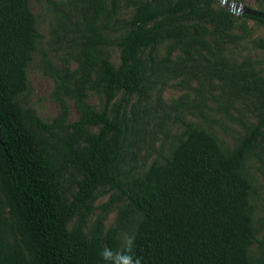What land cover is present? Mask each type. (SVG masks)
Instances as JSON below:
<instances>
[{"label": "rangeland", "instance_id": "obj_1", "mask_svg": "<svg viewBox=\"0 0 264 264\" xmlns=\"http://www.w3.org/2000/svg\"><path fill=\"white\" fill-rule=\"evenodd\" d=\"M139 1H28L38 39L26 68L27 88L13 100L15 115L67 204L82 178L68 148L80 150L82 136L99 128L81 122L82 106L98 113L104 109V96L95 87L97 57L118 66L117 41ZM232 1L264 13L261 0ZM197 8L196 16L178 14L163 28L161 40L141 51L139 88L118 92L107 105L108 116L116 113L125 126L113 180L93 193L67 227L104 248L108 230L119 224L115 241L120 249L119 234H134L141 219L127 187L169 155L185 123L212 135L230 155L262 122L237 169L250 185L255 242L249 264H264V48L258 45L264 25L235 15L222 0H197Z\"/></svg>", "mask_w": 264, "mask_h": 264}, {"label": "trees", "instance_id": "obj_2", "mask_svg": "<svg viewBox=\"0 0 264 264\" xmlns=\"http://www.w3.org/2000/svg\"><path fill=\"white\" fill-rule=\"evenodd\" d=\"M28 1L0 0V264H103L98 240L67 224L100 186L113 180L125 126L116 113L109 117L106 107L118 92L139 88L141 51L159 42L178 14L196 16L197 0L139 1L117 41L118 66L97 57L95 87L104 96V109L98 113L82 106L81 122L99 128L82 136L80 150L68 148L70 163L82 172L68 204L56 193L15 115L13 100L27 88L26 68L38 39ZM242 17L264 25L261 18ZM258 45L264 48V40ZM262 124L226 155L212 135L185 123L169 155L130 182L126 194L141 214L133 252L143 264H249L255 242L250 185L237 166ZM118 228L109 229L105 239L114 250Z\"/></svg>", "mask_w": 264, "mask_h": 264}, {"label": "clouds", "instance_id": "obj_3", "mask_svg": "<svg viewBox=\"0 0 264 264\" xmlns=\"http://www.w3.org/2000/svg\"><path fill=\"white\" fill-rule=\"evenodd\" d=\"M120 249H112L107 246L100 250L103 264H143L142 257L135 255V235L128 232L119 234Z\"/></svg>", "mask_w": 264, "mask_h": 264}, {"label": "water", "instance_id": "obj_4", "mask_svg": "<svg viewBox=\"0 0 264 264\" xmlns=\"http://www.w3.org/2000/svg\"><path fill=\"white\" fill-rule=\"evenodd\" d=\"M224 4L231 5L233 7V13L237 16H250L261 18L264 21V13L258 10L241 5L238 2L222 0Z\"/></svg>", "mask_w": 264, "mask_h": 264}]
</instances>
